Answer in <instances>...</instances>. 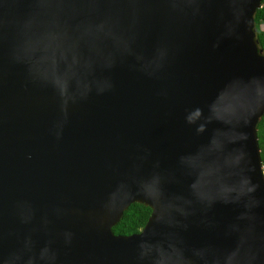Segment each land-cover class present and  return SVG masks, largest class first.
<instances>
[{"label": "water", "instance_id": "95a60500", "mask_svg": "<svg viewBox=\"0 0 264 264\" xmlns=\"http://www.w3.org/2000/svg\"><path fill=\"white\" fill-rule=\"evenodd\" d=\"M260 6L0 0V264H264Z\"/></svg>", "mask_w": 264, "mask_h": 264}, {"label": "trees", "instance_id": "16d2710c", "mask_svg": "<svg viewBox=\"0 0 264 264\" xmlns=\"http://www.w3.org/2000/svg\"><path fill=\"white\" fill-rule=\"evenodd\" d=\"M254 38L258 49L264 56V0H261V6L253 15ZM256 137L259 149L260 161L264 172V113L259 118L256 125ZM264 178V175H263ZM149 209L138 204H131L122 213L118 223L112 227L115 235H130L137 233L144 225L149 216Z\"/></svg>", "mask_w": 264, "mask_h": 264}]
</instances>
